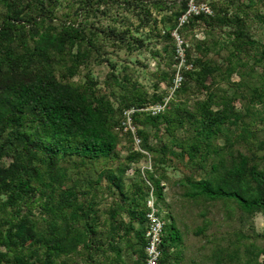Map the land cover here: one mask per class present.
Masks as SVG:
<instances>
[{
	"label": "trees",
	"instance_id": "1",
	"mask_svg": "<svg viewBox=\"0 0 264 264\" xmlns=\"http://www.w3.org/2000/svg\"><path fill=\"white\" fill-rule=\"evenodd\" d=\"M229 1L210 3L213 15H194L179 28L185 37L203 21L211 32L204 39L194 35L198 55L187 47L184 81L166 109L133 115L151 155L153 169L144 174L148 155L133 150L132 136L117 128L125 109L167 95L160 85L170 87L177 72L173 30L188 0H0V264H147V180L166 207L171 204L162 181L181 188L191 207L223 201L248 215L264 214V136L256 128L264 123V43L249 23L257 18L264 25V0ZM117 5L132 11L134 29L130 15L117 18L123 28L97 24ZM217 26L229 30L217 32ZM145 27L151 30L139 34ZM151 38L160 41L147 44ZM109 45L116 51L151 49L153 58L174 68L161 69L159 59L152 73L156 92L150 93L128 65L118 70L106 56ZM102 61L110 70L100 81L91 65ZM192 81L205 96L191 104ZM223 82L236 89L221 88ZM238 99L244 101L240 108ZM125 141L131 146L121 156ZM175 159L186 160L188 172L173 180ZM130 170L135 179L127 182ZM106 191L115 196L110 203ZM166 217L172 220L161 264H182L183 249H171L180 247L183 234L175 216ZM228 239L205 257L232 264L244 249L251 254L245 264H264V244L250 247L243 234Z\"/></svg>",
	"mask_w": 264,
	"mask_h": 264
},
{
	"label": "rangeland",
	"instance_id": "2",
	"mask_svg": "<svg viewBox=\"0 0 264 264\" xmlns=\"http://www.w3.org/2000/svg\"><path fill=\"white\" fill-rule=\"evenodd\" d=\"M209 3L213 4L214 2L222 5L229 6L230 1L229 0H207ZM247 2V1H246ZM124 5V4H123ZM237 3H232L230 6H236ZM243 6V5H242ZM116 7H118L116 9ZM115 8L111 10V12L107 15H99V18H96L99 23L103 26L107 25H114L118 26L120 28H123L125 24L123 25L117 18L122 15H130L132 22H134V25H132V29H134L138 25V20L133 17L132 11H128L127 9H124L120 5H117ZM101 8H103L101 6ZM214 8V7H213ZM264 10V9H263ZM214 12L216 10L214 9ZM152 15L153 17L160 18L161 13L156 9H152ZM251 23V31L254 32V38L257 40H260L264 43V25H261L260 21L255 18L253 21L250 20ZM217 32H220L221 30H229L228 27H215ZM162 29V24H159V28L157 31ZM139 34L147 33L151 30L150 27H145L140 29ZM195 34H184L186 42V52L187 47L191 48L194 52L193 55L197 56V51H194V47L192 43L195 41L196 38L204 39L207 34L211 32L210 27L205 24L203 21H199V24L194 29ZM155 34V33H154ZM195 35V36H194ZM151 41H160L159 38H151V40L147 41V44ZM161 43H158L155 45L152 42V46H156L157 48L161 47ZM155 49V47H153ZM109 54L106 56L111 57L115 62L118 63V70H120L124 64L128 65L130 73L132 72L135 76V78L138 79V81L150 92H156V90L153 87V84L156 80L152 76L153 72L158 71L159 66V59H162L161 57L153 58L151 49H145L143 52L139 51H133L128 52L125 49H120L116 51L115 47L112 45L108 46ZM224 54V53H223ZM105 56V54H104ZM211 56H215L216 60H222L223 56L220 54H215L214 52L211 53ZM167 60L162 59L161 60V69H168L169 71H172L174 68V65L168 66ZM176 66V65H175ZM91 70L100 81L104 79L106 74L110 70V64H108L107 61L100 62H94L91 65ZM86 70H83V73L80 76H77L79 80L84 79V73ZM262 72V66L256 67V73L257 75ZM256 75V76H257ZM255 76V77H256ZM76 78V79H77ZM233 81H238L239 76L237 74H234L232 76ZM191 89L189 90V93L192 92L191 97V104L197 100L198 98H202L205 96L204 90L199 89L195 85V81H192ZM103 82L100 86H103ZM166 83H161L160 90H162V93L165 94L169 92V87H166ZM221 88H228L230 90L236 89V86L232 83H225L223 82L221 85H219ZM218 87V86H217ZM160 90H157V92H161ZM194 92V93H193ZM201 93V96H200ZM175 97V96H173ZM174 99V98H172ZM171 99V100H172ZM170 102V101H169ZM242 99H238L236 101L237 106L240 108L242 103ZM260 110L262 109V105H258ZM264 113V110H263ZM256 128H259L258 131L261 133V136H264V123L258 122V125H256ZM153 142H156V139L152 138ZM131 143L129 142H123L121 143V156H126L128 150L130 149ZM129 148V149H128ZM188 157L186 156V160ZM176 161L173 162L174 166L169 167V176L171 179L176 180L184 176L185 172H188V169L185 167V161L181 163L179 159H175ZM8 162V160H6ZM170 163V162H169ZM135 168V167H134ZM133 170V168H132ZM132 170H130V174L132 173ZM200 172V171H199ZM197 176H200L199 173H196ZM135 175L131 174L130 177H127V182L132 181ZM103 184H107L106 180L103 181ZM182 189L178 186L171 185L167 183L166 185V202L170 203L168 207L165 205H162V212L163 215H165V218L167 219V222L169 223L172 218L166 217L168 215V212L175 218H173V221L176 223V225L180 229V233L183 234L182 239L183 243L180 246V249H183V253H185L184 256H182L181 262L182 264H191V260L196 259L195 264H219L216 261V258H208L205 257L207 254L210 256L215 249L220 246L219 244L227 245L228 244V238L231 236L232 238H235L237 235L243 234L244 240L249 244L251 247L252 245L256 246H262L264 244V214L262 213H256L254 215H248L247 213L243 212L241 208H239L236 204L225 205L223 201H216V202H210L209 204L204 205L202 204H192V207L190 206L191 202L183 198L181 196ZM105 196V202L110 203L115 198L114 195H112L110 192H105L103 194ZM101 206V205H100ZM124 217L127 218V215L124 214ZM205 228V231L203 234L200 235L198 232V229ZM168 234V226L165 227V235ZM228 237V238H227ZM226 238V239H225ZM243 246V244H242ZM214 253V252H213ZM251 256L249 251L242 250V253L240 255V258L238 260H234L232 264H245L246 258ZM263 256L260 257L262 259ZM131 257H127V262H132ZM194 264V263H192ZM222 264H231L229 260H226Z\"/></svg>",
	"mask_w": 264,
	"mask_h": 264
},
{
	"label": "built area",
	"instance_id": "3",
	"mask_svg": "<svg viewBox=\"0 0 264 264\" xmlns=\"http://www.w3.org/2000/svg\"><path fill=\"white\" fill-rule=\"evenodd\" d=\"M205 14V15H213L214 9L212 5L206 0H188V9L187 11L180 17L178 26L173 30V35L177 41V59L178 62L176 64L177 72L173 79L172 85L169 87L168 94L163 98L162 101L156 103H149L144 107H130L124 110L123 118L120 126L117 128L120 130V133L123 135L130 134L132 136V149L141 151L148 155L149 159L147 162L141 165V169L145 174L146 171L152 170V161L151 155L148 151H146L142 147V139L138 135V125L134 120V113L136 111H145L149 112L152 115H158L162 113L169 101L173 98L176 91L182 85L184 81V74L182 71L183 66H186V39L179 31V28L184 26L189 22L190 17L194 15ZM135 166V165H133ZM148 185L150 186L149 195L147 197V211L145 214V222H144V235H145V250L147 253L146 263L147 264H161V259L163 255L162 251V242L165 236V227L167 225V219L162 212L161 202L158 200L157 195L155 193V186L147 180ZM162 185L165 187L167 183L162 181Z\"/></svg>",
	"mask_w": 264,
	"mask_h": 264
},
{
	"label": "crops",
	"instance_id": "4",
	"mask_svg": "<svg viewBox=\"0 0 264 264\" xmlns=\"http://www.w3.org/2000/svg\"><path fill=\"white\" fill-rule=\"evenodd\" d=\"M183 238H184V236H183ZM182 243H183V240H182ZM182 243H181V244H182ZM180 246H181V245H180ZM176 249H177V250H179V249H180V247H177V248H176V247H172V249H171V250H172V251H173V250H175V251H176ZM184 255H185V253H183V252H182L180 257L182 258V256H184ZM181 262H183V261L181 260ZM191 262H192V263H194V264H195V263H197V262H196V259H194V260H191ZM192 263H191V264H192Z\"/></svg>",
	"mask_w": 264,
	"mask_h": 264
}]
</instances>
